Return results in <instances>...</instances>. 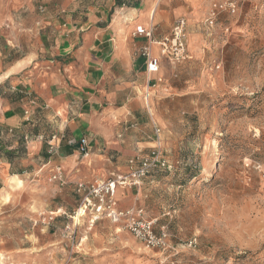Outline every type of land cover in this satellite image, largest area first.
Listing matches in <instances>:
<instances>
[{
    "label": "rangeland",
    "instance_id": "obj_1",
    "mask_svg": "<svg viewBox=\"0 0 264 264\" xmlns=\"http://www.w3.org/2000/svg\"><path fill=\"white\" fill-rule=\"evenodd\" d=\"M26 1L0 0V63L13 58L3 40L9 24L24 28L21 19L45 9L42 0H31L30 8ZM214 4L219 14L210 24ZM224 4L160 0L157 6L180 13L165 21L162 36L185 19L189 54L181 62L160 55L165 82L140 89L141 98L149 95L170 168L120 190L132 193L131 207L167 226V246L148 247L90 214L77 223L72 216L83 193L75 185L66 190L43 165L13 162L10 170L2 151L0 264H264V0H241L236 12ZM153 22L155 29L164 25ZM151 128L153 141V122ZM21 145L26 149L27 140ZM13 172L23 180L19 187L8 185ZM118 201L128 199L118 194Z\"/></svg>",
    "mask_w": 264,
    "mask_h": 264
},
{
    "label": "crops",
    "instance_id": "obj_2",
    "mask_svg": "<svg viewBox=\"0 0 264 264\" xmlns=\"http://www.w3.org/2000/svg\"><path fill=\"white\" fill-rule=\"evenodd\" d=\"M42 1L44 11L29 9L33 14L21 19L24 28L9 24L4 31L13 58L0 63V129L13 132L1 138L19 150V138L27 137L25 151L13 162L43 165L52 174L60 169L64 181L55 182L66 190L83 180L127 174L129 159L147 155V146L154 145L149 95L141 98L140 89L158 86L162 75L147 72L142 54L149 47L159 57V45L135 30L151 23L147 28L158 40L165 21L180 13L158 11L156 0ZM154 19L164 25L155 29ZM83 137L87 155L79 147ZM119 190L117 197L128 199L121 207H131L132 193Z\"/></svg>",
    "mask_w": 264,
    "mask_h": 264
},
{
    "label": "built area",
    "instance_id": "obj_3",
    "mask_svg": "<svg viewBox=\"0 0 264 264\" xmlns=\"http://www.w3.org/2000/svg\"><path fill=\"white\" fill-rule=\"evenodd\" d=\"M241 0H225L224 6L231 12H236L237 6ZM219 14L217 4L211 9L209 23L214 24ZM186 21L184 18L176 20L171 32L168 35L156 40L153 37V28L137 25L135 33L146 36L151 42L156 43L161 48V56L167 57L170 61L181 62L189 58L186 39ZM142 54L147 59V72L149 74L157 73L160 69L161 56L156 57L152 54L149 47L143 49ZM162 83V77L157 79ZM161 129L153 124V142L150 152L147 155H136L129 159L130 171L127 174H118L105 180H98L92 184L84 182L77 184V192L83 193V199L79 207L74 211L75 215H92V220L108 219L116 225L130 231L138 240L152 248H165L169 239V231L165 224H158V218H152L147 215L143 207L122 208L119 204L117 192L118 189L137 187L142 181L155 171L170 168L169 162L164 157ZM12 132V131H10ZM57 135H53L49 141L50 152L55 151L53 141ZM27 140V137H25ZM87 139L80 140V150L83 155H87ZM52 180L63 182L64 175L60 169L52 174ZM194 241H190V245Z\"/></svg>",
    "mask_w": 264,
    "mask_h": 264
},
{
    "label": "trees",
    "instance_id": "obj_4",
    "mask_svg": "<svg viewBox=\"0 0 264 264\" xmlns=\"http://www.w3.org/2000/svg\"><path fill=\"white\" fill-rule=\"evenodd\" d=\"M10 131L13 132V130L5 131L4 129H0V138L2 137V135H6ZM22 138H19V143L21 144L24 143V139H25L24 136ZM10 146H11L10 144L3 145L2 140H0V153L3 151V153L6 154V157L8 158V160L12 163L15 159L20 158L21 152H23L25 149L23 145L19 146L20 147L19 150H16Z\"/></svg>",
    "mask_w": 264,
    "mask_h": 264
},
{
    "label": "bare ground",
    "instance_id": "obj_5",
    "mask_svg": "<svg viewBox=\"0 0 264 264\" xmlns=\"http://www.w3.org/2000/svg\"><path fill=\"white\" fill-rule=\"evenodd\" d=\"M160 0H157L156 4H158ZM153 11V10H152ZM137 13V12H136ZM135 13V14H136ZM138 14V13H137ZM153 15V14H152ZM136 18V17H135ZM133 19V18H132ZM23 183L22 178L18 174H12L8 177V185L11 187H19ZM81 214L75 215L74 220L78 223V221L82 220ZM116 232H121L120 228H116Z\"/></svg>",
    "mask_w": 264,
    "mask_h": 264
}]
</instances>
